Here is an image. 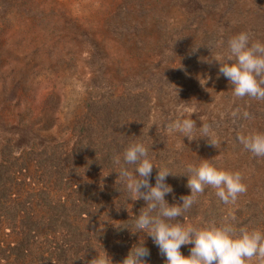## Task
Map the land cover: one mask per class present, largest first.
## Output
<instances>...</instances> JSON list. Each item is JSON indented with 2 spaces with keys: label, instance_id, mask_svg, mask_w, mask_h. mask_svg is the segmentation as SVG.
<instances>
[{
  "label": "trees",
  "instance_id": "1",
  "mask_svg": "<svg viewBox=\"0 0 264 264\" xmlns=\"http://www.w3.org/2000/svg\"><path fill=\"white\" fill-rule=\"evenodd\" d=\"M128 2L137 11H156L155 23L165 28L166 24H161L165 23L168 8L165 3L177 6L192 18H203L217 8V2L226 12L236 0H211L204 4L202 0ZM253 2L264 5V0ZM20 3L22 0H16V14ZM129 4L120 6L116 13L117 22H122L113 27L118 37L130 30L124 16L135 10ZM152 4L155 9L150 8ZM168 39L171 52L185 41L181 30L175 39ZM215 40V33H206L175 71L136 78L121 93H108L107 84L99 77L93 93L78 101L66 115L56 109L51 112L46 102L33 123L21 125L22 134L16 140L0 145V264H90L97 251H104L111 264H120L140 239L150 252L147 264H164V257L150 237L140 232L133 234L134 215L145 207V202L129 199L116 172L104 175L117 170L113 158L138 139L149 148L153 162L167 167L174 175L166 180L172 193L165 200L170 205L179 204L181 196L190 194L186 177L181 175L187 174L188 164H199L207 157L199 148L206 138H200L199 131L192 141L182 139L179 134H166V125L172 119L164 104V90L171 85L176 88L197 55L211 48ZM50 98L60 101L57 95ZM180 98L178 95L175 101ZM257 101L264 111V100ZM196 116L193 115V120L199 130L201 124ZM230 127L234 132L236 128ZM218 131L216 136L220 134ZM230 145L233 152L244 148L236 137L230 139ZM208 162L216 167L214 161ZM155 174L153 169L150 178L153 185ZM230 211L235 213L232 223L236 228L246 226L249 230L264 231V199L242 193L235 206L224 205L210 186L197 195L183 220L197 227L209 222L220 225ZM177 219L182 221L180 217ZM190 247L182 246L181 253L187 256Z\"/></svg>",
  "mask_w": 264,
  "mask_h": 264
},
{
  "label": "rangeland",
  "instance_id": "2",
  "mask_svg": "<svg viewBox=\"0 0 264 264\" xmlns=\"http://www.w3.org/2000/svg\"><path fill=\"white\" fill-rule=\"evenodd\" d=\"M128 1L22 0L16 14V0H0V145L16 140L22 134L21 125L33 123L46 102L51 112L56 109L61 115L68 114L93 93L99 77L108 93H121L136 78L175 71L189 58L191 47L213 32V46L197 55L176 88L171 85L164 90V104L171 119L178 105L195 107L198 123L208 122L211 132L218 129L220 133H215V146L207 138L199 144L207 155L204 160L214 161L219 169L240 172L247 185L245 193L264 199V157L249 151L245 154L244 148L233 152L230 147V139L238 135L264 133V111L257 99L235 97L212 59L217 53H226L228 38L242 31L249 34L250 41L264 42V5L236 0L225 12L217 2V8L203 18H192L165 3L168 8L161 24L166 25L159 28L156 11H137ZM127 4L135 12L124 16L130 30L118 37L113 27L122 22H117L116 13ZM150 8L155 9V4ZM180 30L185 41L171 52L168 38L175 39ZM198 77H207L208 82L201 87ZM52 95L60 101L50 98ZM178 95L181 98L175 101ZM29 108L31 112H26ZM230 126L236 128L234 132Z\"/></svg>",
  "mask_w": 264,
  "mask_h": 264
},
{
  "label": "clouds",
  "instance_id": "3",
  "mask_svg": "<svg viewBox=\"0 0 264 264\" xmlns=\"http://www.w3.org/2000/svg\"><path fill=\"white\" fill-rule=\"evenodd\" d=\"M218 43L222 46L225 42L221 39ZM212 59L218 65L219 74L228 80L235 97L264 100V42H252L249 34L242 31L228 38L226 53H217ZM197 79L201 87L208 82L207 77ZM195 112V107L178 105L175 118L166 125V134H179L189 141L197 139L196 121L191 118ZM243 115L249 116L246 111ZM199 132L200 138H207L211 145L218 143L206 123L200 126ZM237 139L254 156L264 157V133L238 135ZM113 163L117 170L108 171L104 176L116 172L129 199L145 202V207L134 215L133 234L140 232L150 237L164 257V264H264V231L249 230L246 226L236 228L232 223L236 219L234 211H230L220 225L209 222L197 227L183 220L184 213L206 186L215 189V196L221 203L235 206L239 195L247 191L240 172L219 169L204 159L199 164H188L187 174L181 176L186 177L190 194L181 196V203L170 205L165 196L172 193V188L166 180L174 175L167 167H159L153 162L149 148L143 142L138 139L130 142L113 158ZM153 169H156L154 185L150 183ZM188 245L191 247L185 256L180 249ZM97 253L90 264H111L104 251ZM149 255V249L140 239L120 264H147Z\"/></svg>",
  "mask_w": 264,
  "mask_h": 264
}]
</instances>
